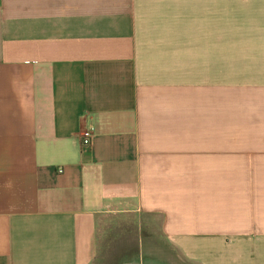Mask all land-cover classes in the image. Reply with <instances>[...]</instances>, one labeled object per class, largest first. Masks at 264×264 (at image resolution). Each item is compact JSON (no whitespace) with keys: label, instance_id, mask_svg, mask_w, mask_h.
I'll list each match as a JSON object with an SVG mask.
<instances>
[{"label":"crops","instance_id":"1","mask_svg":"<svg viewBox=\"0 0 264 264\" xmlns=\"http://www.w3.org/2000/svg\"><path fill=\"white\" fill-rule=\"evenodd\" d=\"M124 215L264 264V0H0V264H90Z\"/></svg>","mask_w":264,"mask_h":264},{"label":"rangeland","instance_id":"2","mask_svg":"<svg viewBox=\"0 0 264 264\" xmlns=\"http://www.w3.org/2000/svg\"><path fill=\"white\" fill-rule=\"evenodd\" d=\"M157 235L155 223L147 226L134 215L111 217L97 231L90 264H126L135 258L154 264H181Z\"/></svg>","mask_w":264,"mask_h":264},{"label":"built area","instance_id":"3","mask_svg":"<svg viewBox=\"0 0 264 264\" xmlns=\"http://www.w3.org/2000/svg\"><path fill=\"white\" fill-rule=\"evenodd\" d=\"M93 136H94V127L93 126H89V127H86L85 129H83V131L80 134L81 145L83 147L90 146ZM62 172H63V170L59 169V173H62Z\"/></svg>","mask_w":264,"mask_h":264},{"label":"bare ground","instance_id":"4","mask_svg":"<svg viewBox=\"0 0 264 264\" xmlns=\"http://www.w3.org/2000/svg\"><path fill=\"white\" fill-rule=\"evenodd\" d=\"M140 260V259H139ZM143 260V259H142ZM166 262H168V261H166ZM126 264H131V263H126ZM132 264H142V263H140V262H138L137 260H135ZM145 264H154V262L153 261H149V260H147V262L145 263Z\"/></svg>","mask_w":264,"mask_h":264},{"label":"flooded vegetation","instance_id":"5","mask_svg":"<svg viewBox=\"0 0 264 264\" xmlns=\"http://www.w3.org/2000/svg\"><path fill=\"white\" fill-rule=\"evenodd\" d=\"M133 260H137L136 258L135 259H131L129 262H127V263H130L131 261H133Z\"/></svg>","mask_w":264,"mask_h":264}]
</instances>
